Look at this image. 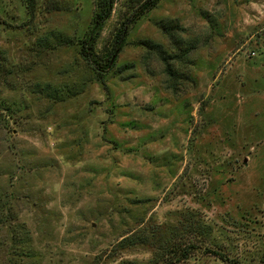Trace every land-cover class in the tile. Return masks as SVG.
<instances>
[{"label": "rangeland", "instance_id": "374dc122", "mask_svg": "<svg viewBox=\"0 0 264 264\" xmlns=\"http://www.w3.org/2000/svg\"><path fill=\"white\" fill-rule=\"evenodd\" d=\"M143 1L100 77L94 0H0V264H264V0Z\"/></svg>", "mask_w": 264, "mask_h": 264}, {"label": "trees", "instance_id": "16d2710c", "mask_svg": "<svg viewBox=\"0 0 264 264\" xmlns=\"http://www.w3.org/2000/svg\"><path fill=\"white\" fill-rule=\"evenodd\" d=\"M27 8L30 9V7L33 4V0H25ZM114 0H94V10L93 14L91 16L90 25L84 35V37L80 40V54L86 61L92 63L95 70L97 71V74L101 77L102 74L110 67L112 61L111 59H105L104 61L97 60L95 53H94V46L96 44L97 39L99 38L100 32L107 21V19L110 16L112 5ZM156 3V0H145L143 1L137 11L138 15L149 9L151 6H153ZM135 16V17H136ZM134 17V18H135ZM129 21V20H128ZM127 27L128 23H126L122 28H120V31L116 34L115 40H114V47L112 50V56L115 59L116 52H118L123 43L125 42V37L127 33ZM173 28V25H167L163 26V29L167 31V33H170V29ZM154 46L160 47L158 44H153ZM215 254L219 255L221 259L224 258V256L221 253L214 252ZM187 253H183V257H186Z\"/></svg>", "mask_w": 264, "mask_h": 264}]
</instances>
